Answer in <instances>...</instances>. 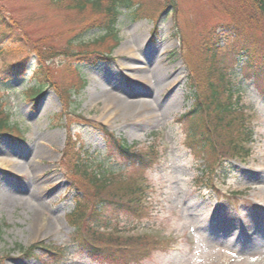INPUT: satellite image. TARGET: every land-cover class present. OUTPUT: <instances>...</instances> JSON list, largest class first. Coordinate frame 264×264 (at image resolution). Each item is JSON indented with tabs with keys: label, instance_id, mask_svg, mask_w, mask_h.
<instances>
[{
	"label": "rangeland",
	"instance_id": "374dc122",
	"mask_svg": "<svg viewBox=\"0 0 264 264\" xmlns=\"http://www.w3.org/2000/svg\"><path fill=\"white\" fill-rule=\"evenodd\" d=\"M52 1L0 0L2 13L19 36L15 41L7 36L0 40V49L6 48L0 54V117L4 118L3 108L11 112L9 123L23 136L18 140L0 135V264H55L43 253L24 257L18 247L41 241L66 249L57 264H98L81 251L77 231L65 216L76 210L77 197L94 191L88 184L89 174L108 165L118 175L113 183L118 186L120 180L121 189L125 180L143 176L147 197L139 214L109 212L99 223L86 220L80 231L83 238L91 230L106 236L146 237L156 243L150 253L138 254L136 246L125 249L122 253L130 258L127 264H264V101L251 81L241 76V63L232 61V44L226 41L217 46L212 78L231 73V79L244 87L250 113L245 123L255 131L253 151L246 163L233 162L234 168L225 171L226 181L219 190H212L199 183L201 171L193 165L194 158L184 145V129L177 123L191 106L187 100L190 82H200L209 73V58L200 60L197 50L206 29L185 24L184 14L192 18V0H180L185 47L191 48L186 56L192 68L175 29L176 9L171 4L164 8L169 0H136L152 19L144 15L132 21L122 15L118 41L112 36L101 43L102 31H82L94 12L67 10L65 4ZM199 13L206 19L212 15L210 9ZM7 32L8 28L0 30V38ZM24 42L31 53L37 47H49L58 54L54 59L42 58L51 84L38 103L27 97L33 75L25 66L34 68L40 59L21 54L18 48ZM102 47L111 49L112 62L87 66L68 56L70 51ZM18 61L21 65L15 66ZM17 66L23 75L8 78L9 68ZM73 85L78 92H72ZM107 90L114 103L103 97ZM128 102L134 110L122 107ZM98 126L136 149L154 145L161 153L159 162L150 169L140 168L138 174L135 169L125 171L129 163L125 166L107 158L108 142ZM88 156L93 163L85 178L81 166L82 159L90 160ZM217 172L216 181L221 176ZM5 192L13 193L14 204H7Z\"/></svg>",
	"mask_w": 264,
	"mask_h": 264
},
{
	"label": "trees",
	"instance_id": "16d2710c",
	"mask_svg": "<svg viewBox=\"0 0 264 264\" xmlns=\"http://www.w3.org/2000/svg\"><path fill=\"white\" fill-rule=\"evenodd\" d=\"M52 3L65 4L67 10L71 9L83 14L89 11L94 12L95 17L90 23L84 25L82 31L90 30V28H97L102 31L103 34L98 43H101L106 37L111 38L112 36L117 41V30L122 15L132 21L147 15L144 4L142 5L136 0H53ZM169 4L176 9L174 15L175 29H177L178 37L182 42L183 50L187 52L185 59L190 62V68L193 65L187 56L191 52V48L185 47L186 30L183 29V25L185 26L190 22L191 24L188 26H192V28L202 25L201 28L206 29L197 50L201 54L200 60L205 59L208 62L207 58H209L210 64L207 66L209 73L200 82H190V95L187 96V100L191 101V106L185 113L181 114L177 122L184 129V143L194 158L193 164L201 171L200 183L203 185L205 183L214 188L217 184L216 175H219L218 169L221 171L222 180H225V171L228 172L230 169V160L238 159L245 163L250 158L251 142L254 136L253 129L248 127V123H245L248 114L244 102L246 91L242 84L237 81L234 82L230 73L227 75L225 72H221L218 80L212 78V74H216L217 46L220 45V42L225 43L226 41L232 44L230 50L232 61L237 64L241 63V76L250 80L252 88L264 98V0H192V18L190 15L188 16V13L184 14L185 24L180 18V0H169L164 8ZM204 9H210L212 13L208 19L199 13ZM147 16L153 17L152 15ZM4 28H8V32L0 40L3 41L5 36L14 41L19 40L14 24L0 9V30ZM18 49L21 54H24L23 56H27L26 59L30 57L35 58V60L38 57L40 59L38 66L30 67L32 68V78L36 82L29 87L27 92L29 99L38 101V97L51 84L50 72L43 65L42 58L54 59L58 57V54L52 53V49L49 47H37L31 53L25 42L19 44ZM4 51L6 48H1L0 54ZM110 52L111 49L102 47L99 50L70 51L68 56L83 57L84 61L92 64L96 63L98 59L102 60L105 53L110 58ZM222 62L228 64V60ZM16 65H21V62H16ZM18 73H22L20 66H17V69L11 67L7 77H17ZM7 119L8 117L0 119V131L9 130ZM98 127L102 129L108 142L107 157L111 158V161L120 162L122 160L131 163L127 169L125 168V171L135 169L134 171L138 174L140 168L150 169L154 163L159 162L161 153L159 148L154 147V145H149L147 150L136 149L133 145L115 137L108 129L102 126ZM88 159L90 160L82 159L85 161L81 166L85 178L88 177L87 169L93 163L89 156ZM77 160V162L81 161V159ZM95 173L89 174L88 178V184H91V188L94 189L92 194L86 193L84 197H77L76 210L66 214L68 223L75 227V232L77 231L75 238L81 251L94 261H105L110 264L122 262L127 264L130 258L122 252L133 246L137 247L135 249L138 254H143L145 251L147 253L152 252L157 245L146 237L131 239L121 234V236L118 235L119 238L114 233L106 236L102 232L98 234L91 230H89L90 236L88 235V237L84 235L83 238L80 234L81 229L85 227L83 224L87 222L86 220L94 219L92 220L94 223H99L104 220V216L105 218L109 216V212L114 214L124 211L126 214H139L146 194L143 176H140L139 180L132 179L129 182L125 180L127 184L123 182L125 187L121 189L119 187L120 180L117 183L118 186L113 183L112 175L115 173L113 174L108 166L105 170L98 168ZM114 185L115 188H113ZM93 235H95L94 239H92ZM21 249L26 257H36L38 253L47 254L55 264L62 260L66 254V249L63 246L47 242H38L28 248L23 249L21 247Z\"/></svg>",
	"mask_w": 264,
	"mask_h": 264
},
{
	"label": "bare ground",
	"instance_id": "6f19581e",
	"mask_svg": "<svg viewBox=\"0 0 264 264\" xmlns=\"http://www.w3.org/2000/svg\"><path fill=\"white\" fill-rule=\"evenodd\" d=\"M103 97H105L106 98V100H108V101H110V102H113L114 103V101H115V99L111 96V92L110 91H105L104 92V94H103ZM125 107V109L127 108L128 110H134L133 108H135V106H133V105H131V102H128V104H122V107ZM144 106V105H143ZM145 107V106H144ZM11 159V158H10ZM9 161V160H8ZM1 164H5V161L4 160H2L1 161ZM3 197L4 198H6V201L8 202L7 204L8 205H12V204H14V201H11L12 200V197H13V193L11 192V193H8V192H5L4 194H3ZM33 208H34V205H33ZM35 209V208H34Z\"/></svg>",
	"mask_w": 264,
	"mask_h": 264
}]
</instances>
